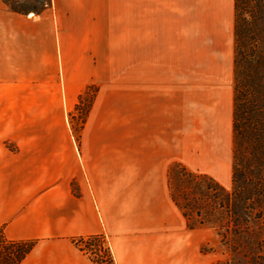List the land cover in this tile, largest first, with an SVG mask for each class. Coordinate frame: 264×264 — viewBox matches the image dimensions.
<instances>
[{
    "label": "crops",
    "instance_id": "obj_1",
    "mask_svg": "<svg viewBox=\"0 0 264 264\" xmlns=\"http://www.w3.org/2000/svg\"><path fill=\"white\" fill-rule=\"evenodd\" d=\"M162 22L134 29L119 89L114 0H49L38 13L0 0V227L10 239L35 240L19 264H93L73 242L93 234L105 235L115 264L209 263L197 229L170 216L182 102L168 103V93L183 81L166 68ZM205 77L221 86V72ZM88 85L96 92L76 136L67 115Z\"/></svg>",
    "mask_w": 264,
    "mask_h": 264
},
{
    "label": "rangeland",
    "instance_id": "obj_2",
    "mask_svg": "<svg viewBox=\"0 0 264 264\" xmlns=\"http://www.w3.org/2000/svg\"><path fill=\"white\" fill-rule=\"evenodd\" d=\"M48 1L2 0L6 6L14 7L20 13H38ZM157 1L161 6L159 10L155 9ZM233 2L147 0L144 13L143 0H114V85L125 89L130 38L133 37L134 29H141L143 19L163 21L161 31L167 44L166 68H175L181 73L183 81L181 92L168 93V103L174 102V96L177 104L179 99L182 102V157L168 170V198L171 194L181 202L187 197L190 201H196L197 208L207 212L212 220L221 225L213 226L207 222L199 224L195 214L184 217L181 209L170 198L174 204L171 219L178 222L180 218L184 228L197 229L193 239H199L198 250L209 257L207 264H264V202L251 205L247 222L238 224L224 208L209 204L202 195V190L207 186V177L218 182L225 191L232 190L234 142L229 102H233L234 89ZM229 68L231 90L226 92V73ZM260 70V81L264 84V67ZM216 72L222 73V82L214 90L213 84L206 82L205 76ZM84 91L87 96L93 94V99L96 87L88 85ZM172 110L174 114V108ZM176 111L178 117V107ZM67 120L74 133L71 126L77 128L80 122L78 109L73 108L68 112ZM251 145L248 139L243 140L240 150L242 158L249 156ZM176 166L185 168L193 175L181 174ZM261 174L264 180V168ZM187 224L195 226L189 228ZM103 236L109 246L107 238ZM188 238L184 233L185 244H189ZM113 261L115 263L114 257Z\"/></svg>",
    "mask_w": 264,
    "mask_h": 264
},
{
    "label": "trees",
    "instance_id": "obj_3",
    "mask_svg": "<svg viewBox=\"0 0 264 264\" xmlns=\"http://www.w3.org/2000/svg\"><path fill=\"white\" fill-rule=\"evenodd\" d=\"M233 5L232 190L225 191L218 182L207 177V186L202 190V195L208 199L209 204L224 208L229 217L239 224L250 216L251 205L264 202V180L261 178L264 168V84L260 81V69L264 67V0H234ZM10 9L20 12L14 7ZM85 94L83 91L78 96L74 106V109H78L80 118L77 128L71 126L76 136L92 101L93 94ZM247 139L252 144L251 149L249 156L242 158L241 145L243 140ZM176 169H179L181 174L193 175L181 166H176ZM170 198L181 209L184 217L195 214L199 224L207 222L213 226L221 225L212 220L207 212L197 208L196 201H190L187 197L181 202L171 194ZM187 225L189 228L195 226ZM73 242L88 255L93 264H115L103 234L78 236L73 238ZM34 244L35 240L32 239H10L0 227V264H19Z\"/></svg>",
    "mask_w": 264,
    "mask_h": 264
}]
</instances>
